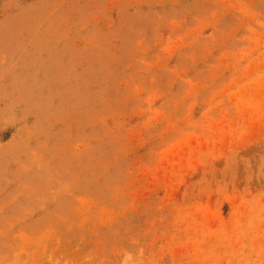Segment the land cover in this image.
Wrapping results in <instances>:
<instances>
[{
    "label": "rangeland",
    "instance_id": "1",
    "mask_svg": "<svg viewBox=\"0 0 264 264\" xmlns=\"http://www.w3.org/2000/svg\"><path fill=\"white\" fill-rule=\"evenodd\" d=\"M0 264H264V0H0Z\"/></svg>",
    "mask_w": 264,
    "mask_h": 264
}]
</instances>
